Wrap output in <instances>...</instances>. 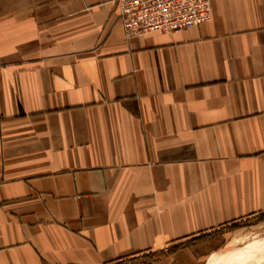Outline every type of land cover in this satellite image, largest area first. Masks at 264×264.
Returning <instances> with one entry per match:
<instances>
[{"label": "crops", "instance_id": "crops-1", "mask_svg": "<svg viewBox=\"0 0 264 264\" xmlns=\"http://www.w3.org/2000/svg\"><path fill=\"white\" fill-rule=\"evenodd\" d=\"M119 14L0 0V264H247L240 235L264 229V0L133 38Z\"/></svg>", "mask_w": 264, "mask_h": 264}, {"label": "built area", "instance_id": "built-area-1", "mask_svg": "<svg viewBox=\"0 0 264 264\" xmlns=\"http://www.w3.org/2000/svg\"><path fill=\"white\" fill-rule=\"evenodd\" d=\"M127 38L171 33L208 22L212 0H117Z\"/></svg>", "mask_w": 264, "mask_h": 264}, {"label": "rangeland", "instance_id": "rangeland-1", "mask_svg": "<svg viewBox=\"0 0 264 264\" xmlns=\"http://www.w3.org/2000/svg\"><path fill=\"white\" fill-rule=\"evenodd\" d=\"M256 231L253 230L240 235L241 238L238 242L240 246H246L245 249H240L239 251L245 254L248 264H264V229H262V233H257ZM250 259L253 260L251 261Z\"/></svg>", "mask_w": 264, "mask_h": 264}, {"label": "bare ground", "instance_id": "bare-ground-1", "mask_svg": "<svg viewBox=\"0 0 264 264\" xmlns=\"http://www.w3.org/2000/svg\"><path fill=\"white\" fill-rule=\"evenodd\" d=\"M255 251H256V250H255ZM226 253H227V252H226ZM238 255H239V254H238ZM258 255H259V254H258ZM260 256H261V255H260ZM254 257H255V256H254ZM224 258H225V257H224ZM229 258H230V257H229ZM219 260H220V259H219ZM226 260H227V259H226ZM250 260H251V259H250ZM252 260H253V259H252ZM252 260H251V261H252ZM232 261H233V260H232ZM233 264H237V263H233ZM247 264H248V263H247Z\"/></svg>", "mask_w": 264, "mask_h": 264}]
</instances>
